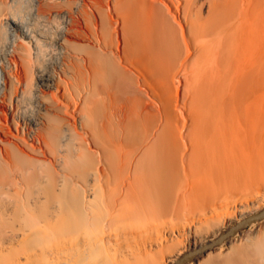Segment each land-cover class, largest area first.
<instances>
[{"label": "bare ground", "instance_id": "1", "mask_svg": "<svg viewBox=\"0 0 264 264\" xmlns=\"http://www.w3.org/2000/svg\"><path fill=\"white\" fill-rule=\"evenodd\" d=\"M10 1L0 264H176L264 210V0H94L85 27L56 36L43 25L63 11L42 3L26 25ZM194 222L216 230L187 247L153 231L183 223L182 237ZM184 264H264V216Z\"/></svg>", "mask_w": 264, "mask_h": 264}, {"label": "rangeland", "instance_id": "2", "mask_svg": "<svg viewBox=\"0 0 264 264\" xmlns=\"http://www.w3.org/2000/svg\"><path fill=\"white\" fill-rule=\"evenodd\" d=\"M24 1V2H23ZM74 1H77V0H74ZM89 1H91V2H89ZM0 2H4L3 4L5 5V3L7 2V5H5V6H1V10H0V12H3V13H5L7 10L6 9H4V8H7V6H8V3H11L12 1H7V0H0ZM22 3H23V6L25 7L24 8V11H22V16L24 17V18H22V22L24 23V24H26V25H28L27 23L30 21L29 19H31V17H32V14H31V10H33V11H35L36 10V8L38 9V7L40 6V5H42V3L43 4H45V6H48L49 5V8H46V14L49 12V13H58V12H64L65 13V15H67V18L65 19V21L63 22L62 20H60L59 18H55L54 20H52V22L50 23V24H45V25H43V28H46V32H47V34H48V32H49V35L50 36H56L57 35V33H59V31L61 30V29H64L65 27L67 28L69 25H70V23L72 22V20L73 19H75L76 18V20H80V23H81V25L83 26V27H85L84 25H86L87 23V21L86 20H84L83 21V19H85L86 18V15L87 16H91L92 15V11H94V9H93V6H94V0H78V2H76L77 3V5H78V7H77V9H75V8H73V3L74 2H72V0H22L21 1ZM45 2V3H44ZM46 2H47V5H46ZM12 3H14V2H12ZM92 5H91V4ZM2 4V5H3ZM70 4V5H69ZM71 4H73V5H71ZM1 5V4H0ZM91 5V6H90ZM10 6V5H9ZM32 6V7H31ZM69 6V7H68ZM71 6V7H70ZM80 7V9H78ZM9 8V7H8ZM7 8V9H8ZM29 8H30V11H29ZM4 9V10H3ZM27 9V10H26ZM48 9V10H47ZM85 9V10H84ZM6 10V11H5ZM79 10H81V11H79ZM5 11V12H4ZM66 11V12H65ZM91 12V13H90ZM24 13V14H23ZM82 13H84V14H82ZM90 15H89V14ZM86 14V15H85ZM5 16H7V14L5 15ZM5 16H3V17H5ZM85 17V18H84ZM67 22H68V24H67ZM64 27V28H63ZM7 31H10V29H9V27L7 26ZM12 32H13V34H14V38H15V42L17 43H19V42H21V43H23V45H26V47H28L29 49H32V44H33V42L32 41H29V38H26V37H24L23 35H21V33L17 30V29H15V28H13L12 27ZM65 32H66V30H65ZM51 33V34H50ZM67 35V34H66ZM72 40H76V42H74V41H72V46L74 45L75 46V44L76 45H78L77 47H76V49L79 47V45H81V47H79V49L81 48V49H85L86 47H87V41L86 40H83V39H81L80 40V38H78L77 39V37H72ZM0 77L1 78H3V71L1 70V67H0ZM8 120H9V122H7V127L4 129V130H6L7 132H9V133H11V134H8L7 136H5V135H2V132H4V131H2V132H0V154L2 153V155H5L4 157L6 158H4L6 161H9V162H6L7 164H8V167H10L8 170H10V176L12 175V167L10 166L11 165V163H12V155H11V153H12V151L11 150H14L15 148H13L12 149V132H14V129H13V123H12V119L11 118H8ZM7 132L5 133V134H7ZM21 133V132H20ZM4 134V133H3ZM26 136V135H25ZM26 138H27V136H26ZM3 139V140H2ZM4 139L5 140H10L9 142L7 141V143H5L6 141H4ZM3 141V142H2ZM6 149H8V151L10 152V155L8 156V155H6V154H4L5 153V151H6ZM9 149H11V150H9ZM17 149H16V153H17ZM9 152H6V153H9ZM14 152V155L16 154ZM13 154V153H12ZM18 154H20V155H18ZM18 154H16V155H18V156H14L15 158H17L18 160L19 159H21V161L19 160V162H23L24 161V163L26 164V163H31V160H30V158L29 157H27V154H25V153H23V154H25V155H21V152H19L18 151ZM32 155V154H31ZM8 156V157H7ZM11 156V157H10ZM24 157V158H23ZM27 157V158H26ZM37 157H41V158H43L42 156H38L37 155ZM8 158H11V162H10V160H8ZM26 159V160H25ZM28 159V160H27ZM46 159V158H45ZM28 161V162H27ZM7 167V168H8ZM40 168H42L43 169V166L42 167H40ZM46 168V167H45ZM12 182V181H11ZM10 186V191H12V183L9 185ZM12 203H10V205H11ZM10 205H8V206H10ZM11 208H12V206H10ZM158 226L157 227H154L153 228V231L154 232H156V233H160V234H162L163 235V238H164V240L162 241L163 243H166V244H168V245H172L174 242H175V240H176V242H175V244H173L174 246L175 245H178V242L179 241H181L182 243V245H184V247H187V246H190L191 244H192V242L195 240V241H197L202 235H206V234H208V233H210V232H212V231H214V230H216V226H211V223H189V227H190V232H186L185 233V236L183 235L182 237L181 236H179L178 235V233H177V231H176V229L181 225V224H183V223H156ZM209 226H211V227H209ZM209 227V228H208ZM249 227V225L248 224H245V228H248ZM208 228V229H207ZM177 240H179V241H177ZM180 243V242H179ZM213 257H215V258H217L216 256H214V255H212ZM211 255L208 257L210 260H214L215 258H213ZM203 259L205 258V256H203L202 257ZM205 260V259H204ZM208 260V259H207ZM206 261V260H205ZM161 264H170V262L169 261H167V260H165L164 262H162Z\"/></svg>", "mask_w": 264, "mask_h": 264}, {"label": "water", "instance_id": "3", "mask_svg": "<svg viewBox=\"0 0 264 264\" xmlns=\"http://www.w3.org/2000/svg\"><path fill=\"white\" fill-rule=\"evenodd\" d=\"M261 216H264V210L262 212L256 213L254 215L248 216L243 222L239 223V225H236L234 228H232L230 231L218 236L217 238L213 239L212 241L196 248V249H192L190 251H188L187 253H183V255L180 257V259L177 261L176 264H184L185 262H187L190 258H192L196 253L200 252V251H206L212 247H214L215 245H217L218 243H220L227 235H229L232 231L236 230L238 228V226H240L243 223H247L248 221H252L255 218H259Z\"/></svg>", "mask_w": 264, "mask_h": 264}]
</instances>
